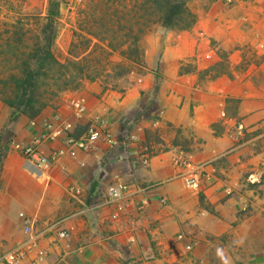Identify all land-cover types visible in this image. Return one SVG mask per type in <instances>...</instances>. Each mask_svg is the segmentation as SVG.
<instances>
[{
    "label": "rangeland",
    "instance_id": "374dc122",
    "mask_svg": "<svg viewBox=\"0 0 264 264\" xmlns=\"http://www.w3.org/2000/svg\"><path fill=\"white\" fill-rule=\"evenodd\" d=\"M10 1L11 6L5 5L4 10H13L12 18H0V80L7 78L19 63L21 64L18 58H23L22 52L26 51L27 45L33 47L34 34L40 32L39 23L42 20L39 19L46 16L51 0ZM89 1L60 0V14L56 24L57 37L52 50L62 64L79 61L81 67L85 68V76L80 77L71 66L73 72L71 79H68V86L60 92L59 97L49 108L58 110L65 99H68L71 108L73 100L85 101L87 95L99 91L116 95L113 96L114 99L123 92V97H127V101L131 98L138 101L135 107L128 108L123 116L116 120L114 127H111V133L114 135L112 149L118 148L114 153L122 155L127 152V156L124 158L118 156L117 162L111 164L109 161L107 163L102 161L104 165H110L109 174L114 178L110 180L106 177L107 181L105 180L99 188L107 189L122 181L130 185L131 190L135 192L131 196L134 201L131 206L124 205L123 212L125 216L130 213L136 214L134 229L121 227V222L114 228L121 217L110 215L122 209L120 204L122 205L124 200L120 203L102 205L101 199L93 195L96 188L94 184L76 205L80 211L88 206L91 213L106 214L103 234L113 235L105 244V251L114 259L110 264H264V166L262 165L260 169L257 164L250 163L252 152L264 150V135L259 137L264 134V126L257 129L252 125L246 127L242 118L236 115L240 101L226 98L224 106H220L221 112L224 110L225 113L210 126L211 134L219 144H209L210 139L198 136L191 126H176L163 120L161 107L156 104L159 92L163 91V84L167 86L165 90H168V94L174 91L178 96H184L182 86L191 83L181 81L179 78L181 76L197 77L196 84L203 85L204 89L205 84H209L211 80L233 78L234 69L229 51L210 42L208 49L202 46L193 56L181 60L177 73L165 74L156 68L152 69L150 77H146L149 73L146 69V50L151 47L145 39L148 34L143 40L145 65L139 66L123 57L119 51H111L107 44L91 38L81 30V27H86L85 14L93 11L88 5ZM213 1L190 0L189 8L194 14L195 10L209 12V4ZM220 1L226 3V0ZM1 3H5L4 0H1ZM117 4L131 7L133 1L118 0ZM226 4L228 9L231 8L229 5L237 3ZM216 10L220 12V9ZM25 15L34 18L25 21L27 24L25 32L29 30L30 34L23 38V44L18 48L19 57L15 58L6 46L8 36L4 31L11 30L12 21H17ZM160 29L161 27H158L153 32ZM20 37L22 38V34L16 36L13 41ZM202 37L205 38L206 34L204 33ZM154 47L156 48L154 52L161 48ZM246 52L249 53L250 59H254L251 47H245ZM220 53L227 58L228 63L225 65L230 70L229 74H223L225 68L215 64L225 62L219 57ZM181 65L184 70L191 69L197 72L180 74ZM244 65L243 63L240 67H245ZM55 77L58 78V74ZM147 79L151 80L148 86ZM139 80L146 85L145 90L135 91L137 96H133L132 90ZM4 108L11 111L10 120L13 113L16 114V118L23 115L13 112L0 98V117L4 115L2 110ZM71 111L72 109L70 115ZM61 115L69 119L65 113ZM240 124L244 126L241 127ZM88 125L78 127L77 134L81 135ZM8 130L9 128L0 132L3 142L10 140ZM243 143L245 149L241 157L245 159L247 165L234 170V167H231L232 161H235L236 165L238 162L229 157L236 152L234 148ZM120 146L125 147L124 151L120 150ZM2 152L0 150V156ZM169 152L168 162L175 177L167 183L170 191L167 194V201L159 202L154 199L163 196L162 192H158L159 186L138 180L135 171L147 166L154 157ZM177 158H183L199 167L196 186L187 185L185 177L181 174L183 170L175 164ZM23 167L29 174L37 177L24 164ZM145 173L146 171L141 172L140 176H144ZM17 209L16 207L15 211ZM88 213L90 211H83L80 214L81 220H87ZM125 216H122V221L125 220ZM43 240L38 237L35 245L25 249V256L18 264H58L55 263L56 256L52 255ZM22 241L21 232L4 231L0 227V257L15 250ZM187 245L191 248L187 249ZM63 262L65 261L59 264H73ZM0 264L7 263L0 261Z\"/></svg>",
    "mask_w": 264,
    "mask_h": 264
},
{
    "label": "crops",
    "instance_id": "0c3cea01",
    "mask_svg": "<svg viewBox=\"0 0 264 264\" xmlns=\"http://www.w3.org/2000/svg\"><path fill=\"white\" fill-rule=\"evenodd\" d=\"M226 6H228L226 3L214 0L209 4V12L194 11L197 20L192 29L177 32L161 27L160 31L152 32L145 37L151 46L146 50V69L149 72L146 77H150L152 69L156 68L165 74L177 73L181 60L193 56L202 46L208 49L210 42L229 51L234 69L233 78L211 80L209 84H205L204 89L203 85L196 84L197 77L181 76L179 77L181 81L191 83L182 86L185 97L178 96L174 91L168 94V90H165L167 86L163 84V91L159 92L156 100V104L161 107L163 120L176 126H191L198 136L208 137L209 144H219L212 136L210 126L225 113L224 110L221 112L220 106H224L226 98L240 101L236 115L242 118L246 127L252 125L257 129L264 126V0H242L229 5L231 8L227 9ZM217 8L220 12L216 10ZM204 33L205 38L202 37ZM154 46L161 48L154 52ZM245 47L252 48L254 59H250L249 53H245ZM243 63L245 67H240ZM150 81L146 80L147 86ZM145 86L142 80H139L132 90V95L137 96L135 91H143ZM123 94L121 92L116 99L113 98L116 95L101 91L87 95L84 98L86 113L78 120H74L69 114L71 108L68 99H65L58 110L48 108L32 120L24 115L10 120L11 111L2 109L4 115L0 117V132L9 128L11 136L9 142H3L0 138V150L3 151L0 170V227L4 231L21 232L22 241L27 236L25 228L28 225L32 226L38 237L44 239L43 242L48 245L52 255L56 256L55 263L65 261L73 264H110L114 261L113 256L105 251L107 239L113 238L109 233L103 234L106 214L91 213V209L86 208L80 211L76 205L93 184L96 185L94 189L96 192L105 183L106 177L110 180L114 178L109 174L110 165H104L102 161L104 163L109 161L110 164L117 162L118 156L124 158L127 152L122 155L114 153L118 148L112 149L113 142L99 141L88 150L80 152L76 158L63 157L46 175L34 177L24 169V162L13 144L30 145L34 137L39 135L45 121L57 113H65L69 120L75 122L77 128L89 124L95 116L107 118L111 127H114L116 120L122 117L128 108L135 107L138 103L137 99L132 98L127 101ZM244 124L239 126L242 127ZM59 145L58 141L48 140L39 148L42 152L48 153ZM243 146L244 143L237 145L234 148L236 152L229 157L238 162L236 165L235 161H232L231 167H234V170L247 165L245 159L241 157L245 149ZM120 147V150L124 151L125 147ZM167 155H170V152L154 157L147 166L135 171L138 180L159 186L158 192H162L163 196L154 197L159 202L167 201V194L170 192L167 183L175 177ZM251 155L250 163L257 164L256 166L262 169L264 150L252 152ZM145 171V175L140 176V173ZM70 187H76L82 193L73 195L69 191ZM133 201V197L127 198L122 205L120 204L121 210L111 213V217H121L114 228L121 222V227L134 229L136 214L130 213L125 216L123 212L124 205L131 206ZM16 207L18 209L15 211ZM83 211H90L87 220H81L80 214ZM122 216L126 217L123 221Z\"/></svg>",
    "mask_w": 264,
    "mask_h": 264
},
{
    "label": "trees",
    "instance_id": "16d2710c",
    "mask_svg": "<svg viewBox=\"0 0 264 264\" xmlns=\"http://www.w3.org/2000/svg\"><path fill=\"white\" fill-rule=\"evenodd\" d=\"M131 7L119 5L118 0H90L89 7L93 11L85 14L86 27L83 32L104 44L111 51H119L130 62L139 66L145 65L144 37L156 28L162 27L168 31H188L195 25L197 17L189 8L190 0H132ZM0 0V18H12L13 10H4L5 5L11 6L10 0ZM60 0H51L47 14L41 17L40 32L34 34L33 47L27 45L22 52L23 58H18V67L5 79L0 80V98L3 103L19 114L35 119L51 106L59 97L62 90L69 84L72 77V67L79 74L85 76V68L79 61H70L71 64H62L55 56L52 46L57 37L56 24L59 17ZM13 9V8H12ZM34 16L25 15L17 21H12L11 30L7 34L6 46L12 56L17 58L23 38L28 31L25 21ZM36 18V17H35ZM37 20V19H36ZM25 23V24H24ZM32 33V32H31ZM22 34L17 41L16 36ZM32 37V38H34ZM222 60L215 63L225 68L223 74L230 70L225 63L227 58L223 53L218 54ZM17 60V59H16ZM196 70L180 68V74H189ZM199 73V72H198ZM58 74V78L55 75ZM16 118L13 113L12 119ZM1 157V156H0ZM1 170V158H0Z\"/></svg>",
    "mask_w": 264,
    "mask_h": 264
},
{
    "label": "built area",
    "instance_id": "2783aa9c",
    "mask_svg": "<svg viewBox=\"0 0 264 264\" xmlns=\"http://www.w3.org/2000/svg\"><path fill=\"white\" fill-rule=\"evenodd\" d=\"M241 1L226 0V3L234 4ZM71 109V115L74 120L82 118L86 113L85 101L80 99L73 100L71 102ZM48 140L58 141L60 145L52 148L48 153H44L40 150L39 146ZM97 141L112 142L111 125L107 118L95 116L82 134L78 135L77 126L73 120L66 119L61 114H55L45 121L39 135L34 137L30 145L14 143L13 146L22 157L25 167L37 175V177H42L55 165L60 163L63 157L76 158L80 152L88 150ZM175 164L183 170L181 174L185 177L187 185L196 186L199 167L188 163L183 158L175 159ZM69 191L73 195L82 193L76 187H70ZM94 193V196L101 199L102 205H107L110 203H120L131 197L135 192L131 190L130 185L121 182L107 189H97ZM86 210H90V207L87 206ZM25 234L27 235L26 238L19 243L15 250L1 256L0 261H4L7 264L20 263L25 256V249H30L35 245L38 238V234L34 232L33 227L30 225L25 228ZM64 236L65 234L62 235V237ZM189 248H191L190 245H187V249Z\"/></svg>",
    "mask_w": 264,
    "mask_h": 264
}]
</instances>
